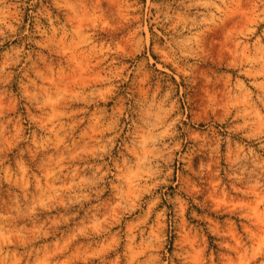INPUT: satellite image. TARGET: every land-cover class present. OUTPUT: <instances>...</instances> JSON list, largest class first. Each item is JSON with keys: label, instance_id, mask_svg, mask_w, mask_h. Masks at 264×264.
I'll list each match as a JSON object with an SVG mask.
<instances>
[{"label": "rangeland", "instance_id": "rangeland-1", "mask_svg": "<svg viewBox=\"0 0 264 264\" xmlns=\"http://www.w3.org/2000/svg\"><path fill=\"white\" fill-rule=\"evenodd\" d=\"M0 264H264V0H0Z\"/></svg>", "mask_w": 264, "mask_h": 264}]
</instances>
